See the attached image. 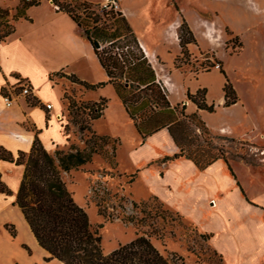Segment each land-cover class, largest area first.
Wrapping results in <instances>:
<instances>
[{"label":"crops","instance_id":"crops-1","mask_svg":"<svg viewBox=\"0 0 264 264\" xmlns=\"http://www.w3.org/2000/svg\"><path fill=\"white\" fill-rule=\"evenodd\" d=\"M175 3L179 9L173 10ZM19 5L20 0H0V8L16 9ZM258 9H264V1L232 0L228 5L220 0H214L212 5L210 0L121 2V11L147 50L158 81H167L163 84L172 106L187 105V112L201 115L216 134L254 142L264 140V17L259 16ZM28 14L31 20L17 22L16 32L0 42V145L14 154L19 151L29 153L39 131V137L49 152L68 150L77 137L74 129L66 130L68 122L63 117L66 104H59L50 96L57 86L51 81V74L64 71L91 84L108 82L109 78L92 44L82 36L81 29L67 13L57 11L51 1L43 0L40 6L30 8ZM184 19L197 40V43L188 45L193 62H198L197 55L201 51L212 50L224 62L223 71L216 68L196 70L191 64L178 62L184 56L179 34ZM227 28L244 44L240 55L227 57L225 50L221 49L228 38ZM83 65L97 79L83 76L80 71ZM228 79L239 100L226 107ZM21 80L31 85L38 105H31L29 98L20 94L18 81ZM201 89L208 90L207 102L216 105L215 112L200 110L189 100V92L196 94ZM5 96L13 99L12 107L6 106ZM118 101L116 107L123 116L122 120L125 119L123 125L128 128L129 120L134 125L119 97ZM47 105H52V109H47ZM111 109L109 106L101 119L106 118ZM99 120L92 125L97 135L113 137L120 142L116 150V171L124 176L137 173L130 185V193L135 184L144 179L151 190L146 199L157 197L204 234H209L213 247L223 255L225 264H264L262 182L256 190L252 188L248 193L235 170L236 177L222 159L204 171L185 158L165 162L167 156L179 152L169 130L162 129L142 144L135 125V139L128 146L130 158L136 164L135 170L123 172L120 150L126 144L125 136L117 131L99 134L96 129ZM0 173L17 200L25 166L0 160ZM2 195L12 196L0 193ZM15 203L9 207L0 198V220L10 221L2 219L4 209L21 214L18 223L11 222L20 227L21 238L26 230L33 246L24 245L23 249L1 232L0 264H17L19 261L23 264H65L58 259L46 261L51 255L39 245L22 210ZM204 212L210 216L207 222L198 220ZM12 236L16 238V235Z\"/></svg>","mask_w":264,"mask_h":264},{"label":"trees","instance_id":"trees-1","mask_svg":"<svg viewBox=\"0 0 264 264\" xmlns=\"http://www.w3.org/2000/svg\"><path fill=\"white\" fill-rule=\"evenodd\" d=\"M42 1L20 0L16 9L0 8V29L5 27L0 30V42L16 32L17 22L22 19L31 20L29 9L40 6ZM49 1L57 7V11L67 13L78 25L82 36L92 44L109 78L108 82L91 84L74 74L60 71L51 74L52 82L56 84L55 77L66 78L93 91L107 84L113 85L142 137V144L162 129L169 130L179 152L167 156L165 162L185 158L204 171L222 159L236 177L224 149L217 147L211 140L212 132L201 115L188 114L187 105H182L181 111L180 104L172 106L168 90L158 81L155 69L122 11L108 9L88 0ZM179 34L183 54L190 57L188 45L197 43V40L185 19ZM180 60L183 61V58L178 59ZM207 92V89H201L196 94L189 92L188 98L200 110L213 113L216 105L207 102ZM225 92L226 107L238 102L239 97L229 79ZM64 99L69 101V111L76 110L86 114V118L82 116L77 123L82 132L92 133L91 137L84 140L85 148L73 146L71 151L59 149L52 154L40 139L39 131L29 153L19 151L14 154L0 145V160L25 166L15 204L22 210L39 245L51 255L46 261L58 259L65 264H185L181 257L179 262L174 257L165 255L146 235H139L110 253L105 252L100 227L92 224L85 208L77 203L64 175L92 163L95 155L105 154V148L112 138L97 135L85 123L101 119L110 100L102 98L95 103H80L67 92L64 93ZM29 103L38 105L34 97L29 98ZM116 150V145H113L115 157ZM242 191L246 196L243 188ZM0 193L13 194L3 182L1 173Z\"/></svg>","mask_w":264,"mask_h":264},{"label":"rangeland","instance_id":"rangeland-1","mask_svg":"<svg viewBox=\"0 0 264 264\" xmlns=\"http://www.w3.org/2000/svg\"><path fill=\"white\" fill-rule=\"evenodd\" d=\"M88 1L101 5L102 3L109 4L116 1L120 6L119 11H121L122 0ZM213 1L210 0V5H212ZM220 1L228 5L232 0ZM235 1L246 2L253 0ZM174 9H179L177 3L173 6ZM258 14L264 17V9H258ZM4 28L3 26L0 30H4ZM229 31L231 34H229ZM227 34L228 38L222 44L221 49L225 50L227 57L240 55L244 48L240 37H235L230 28H227ZM197 58H199V63L193 62L192 55L190 57L183 56V61L180 60L181 62H178L191 64L196 70L206 71L215 68L216 64H220L219 69L222 71L224 69V62L218 59L216 53L212 50L201 51L198 53ZM80 71L85 77L97 79V76L96 78L95 76L92 77V74L88 72L84 65L80 67ZM80 78L88 81L82 77ZM54 79L57 86H55L54 91L50 92V96L52 100L59 104H66L67 111L63 114L64 121L68 122L66 123V130L70 132L74 129L77 137L76 142L71 148L65 151H71L73 146L85 148L84 140L91 137L92 133L80 130V125L77 124L78 120H81L82 116L86 118V114L84 115L82 112L78 113L76 110L69 111V101L64 99V93L67 92L80 103H95L87 100L100 101L102 98H107L110 100L109 106L112 109L106 118L100 119L96 123V129L102 135L111 134L116 131L124 134L126 144L120 150L121 170L127 173L133 172L136 164L130 158L128 146L130 147L135 139L134 125L130 120L128 128L123 125L125 124V119L124 121L122 120L123 116L116 107L120 102L118 101L114 86L107 84L98 90L86 91L85 88L72 83L66 78L55 77ZM107 86L109 87L107 88ZM244 95L247 97V94L244 93ZM180 105L181 111L183 104ZM93 124L94 122L85 123L86 126H90L92 131H94ZM211 132V140L217 147L224 149L229 164L238 174L239 180L245 186L248 193L252 188L256 190L259 187V182L264 184V140L254 142L219 135L212 130ZM111 138L110 144L105 148L104 155H95L92 163L85 165L77 171H72L68 176L64 175L69 190L73 193L77 203L85 208L92 224L95 227H100L105 252L110 253L121 245L130 243L139 235H146L151 238L152 242L161 252L174 257L179 262H181L179 260V257H181L185 264H225L223 255L213 247L212 238L209 234H204L195 224L170 209L160 199L156 197L146 199L151 190L144 179L137 182L130 193V185L137 176V173L124 176L122 173L116 171V157L113 145H116L118 149L120 142L118 139ZM55 152L52 154H55ZM0 198L9 207H13L16 202V195L14 194L12 196L2 195ZM209 218V214L204 212L201 217H198V220L207 222L210 220ZM20 230V227L16 223L0 220V233L7 234L11 241L18 243L23 249L24 245L32 248L33 242L31 237L24 229V235L21 238ZM13 233L16 235L15 239H13ZM17 264L23 263L19 261Z\"/></svg>","mask_w":264,"mask_h":264},{"label":"built area","instance_id":"built-area-1","mask_svg":"<svg viewBox=\"0 0 264 264\" xmlns=\"http://www.w3.org/2000/svg\"><path fill=\"white\" fill-rule=\"evenodd\" d=\"M104 6H106L108 9H112V8H114L115 10H119L120 9L119 8L120 6L118 5V3L116 1H113V3H109V4H104ZM141 48L143 49L144 53L147 56L148 52L145 49V47L141 45ZM215 68L219 69L220 68V64H216ZM163 82L167 83V81L164 80V79L162 80V83ZM18 85H19L18 89H19L20 94L22 96L27 97V98L33 97V90H32L31 85H29L28 82H26V81L24 82V80H21V81H18ZM4 102H5L7 107H12L13 104H14L13 99L11 97H9V96H5L4 97ZM47 109H49V110L52 109V105H47Z\"/></svg>","mask_w":264,"mask_h":264},{"label":"bare ground","instance_id":"bare-ground-1","mask_svg":"<svg viewBox=\"0 0 264 264\" xmlns=\"http://www.w3.org/2000/svg\"><path fill=\"white\" fill-rule=\"evenodd\" d=\"M2 219H8V220H10V221H14V222H17L18 223V221H19V216L21 215H19L18 213H17V211H15V210H11V209H4V211L2 212Z\"/></svg>","mask_w":264,"mask_h":264}]
</instances>
